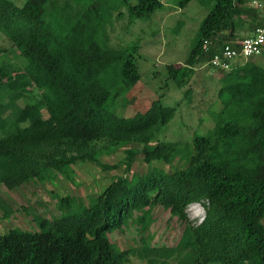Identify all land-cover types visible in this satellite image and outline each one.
<instances>
[{"label": "trees", "instance_id": "obj_1", "mask_svg": "<svg viewBox=\"0 0 264 264\" xmlns=\"http://www.w3.org/2000/svg\"><path fill=\"white\" fill-rule=\"evenodd\" d=\"M199 1L212 6L190 55L167 64L180 87L225 44L240 47L242 33L253 34L264 21L250 0ZM53 2L0 0V30L12 41L0 56L13 49L27 58L23 65L0 60V185L72 177L79 162L112 168L117 164L102 157L128 145L124 173L88 204L57 195L59 213L36 215L37 229L0 231V264H126L137 254L155 264L156 254L168 259L179 250L188 252L189 264H264V52L217 69L213 125L187 141L154 142L174 106L155 99L132 116L106 107L119 85L141 78L136 46L114 48L101 39L104 18L92 14L95 4L72 20ZM123 2L134 17L164 4ZM21 98L29 100L21 105ZM139 154L149 164L145 172L133 170ZM176 158L184 165L170 171L155 164ZM195 202L205 210L199 223L187 214ZM163 213L164 226L182 229L172 246L153 244L150 231ZM120 237L135 246L122 247Z\"/></svg>", "mask_w": 264, "mask_h": 264}, {"label": "rangeland", "instance_id": "obj_2", "mask_svg": "<svg viewBox=\"0 0 264 264\" xmlns=\"http://www.w3.org/2000/svg\"><path fill=\"white\" fill-rule=\"evenodd\" d=\"M162 1V7L143 17L131 15L123 0H54L53 3L72 20L95 4L97 9L92 14L104 18L98 30L103 35L101 39H105L107 45L114 48L136 46L133 51L134 60L141 78L128 88L119 85L116 88L119 93L113 91L106 107L120 115L132 116L148 108L153 100L159 99L165 105L174 106L175 113L156 133L154 142L187 141L192 139L196 131L201 132L214 123L212 113L220 106V72L206 65L198 66L189 82L180 87L171 78L167 64L184 62L190 55L198 29L212 4L205 5L199 0H191L185 5H182V0ZM242 36L249 35L243 32ZM0 47L12 48V41L2 30ZM12 50L9 55L5 52L4 56H0V60L8 59L19 65L27 62L24 55ZM248 59L240 58L234 65ZM28 100L21 98L18 102L24 105ZM43 111L47 116V111ZM134 145L136 146H129ZM127 147L128 145L102 157L110 165L117 164L112 168L92 162H79L74 166L75 173L72 177L58 174L53 180L30 181L13 189L1 184L0 231L13 227L37 229L36 215L52 217L59 213L57 195L69 194L88 204L91 197L97 195L115 176L124 173L125 165L122 161ZM155 164L170 171L182 167L184 161L176 158L172 163ZM148 167L149 164L139 154L133 170L145 172ZM187 214L193 223H199L205 216V210L200 203L195 202L187 206ZM167 215L163 213L150 231L154 235V245H175L181 235L182 229L176 222L171 223L170 230L164 226ZM119 240L122 247L135 246L133 238L120 237ZM156 255L159 261L155 264H189L187 251L179 250L168 259L161 254ZM126 264H149V260L139 254L131 255Z\"/></svg>", "mask_w": 264, "mask_h": 264}, {"label": "built area", "instance_id": "obj_3", "mask_svg": "<svg viewBox=\"0 0 264 264\" xmlns=\"http://www.w3.org/2000/svg\"><path fill=\"white\" fill-rule=\"evenodd\" d=\"M250 4L258 8L264 17V0H251ZM264 52V21L253 34L244 37L241 46L225 44L205 65L215 69H230L240 58H250Z\"/></svg>", "mask_w": 264, "mask_h": 264}, {"label": "crops", "instance_id": "obj_4", "mask_svg": "<svg viewBox=\"0 0 264 264\" xmlns=\"http://www.w3.org/2000/svg\"><path fill=\"white\" fill-rule=\"evenodd\" d=\"M250 1H251V0H250ZM250 1H249V2H250Z\"/></svg>", "mask_w": 264, "mask_h": 264}]
</instances>
